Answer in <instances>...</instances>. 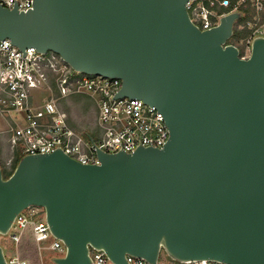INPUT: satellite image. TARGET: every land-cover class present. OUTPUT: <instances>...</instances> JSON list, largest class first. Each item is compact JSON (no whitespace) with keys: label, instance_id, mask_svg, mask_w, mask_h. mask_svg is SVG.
<instances>
[{"label":"water","instance_id":"water-1","mask_svg":"<svg viewBox=\"0 0 264 264\" xmlns=\"http://www.w3.org/2000/svg\"><path fill=\"white\" fill-rule=\"evenodd\" d=\"M187 1L0 6V39L121 78L118 96L155 105L170 129L163 148L99 150V163L57 150L23 156L6 179L0 168V232L35 205L67 247L56 264H92L90 246L114 264L127 254L159 264L162 249L183 262L264 264V38L242 58L228 43L240 14L201 30Z\"/></svg>","mask_w":264,"mask_h":264},{"label":"built area","instance_id":"built-area-1","mask_svg":"<svg viewBox=\"0 0 264 264\" xmlns=\"http://www.w3.org/2000/svg\"><path fill=\"white\" fill-rule=\"evenodd\" d=\"M35 0H0V6L27 12ZM250 3L257 16L249 21L251 33L240 40V56L249 58L256 38H264V0H188L186 7L191 20L201 29L217 26V7L237 12ZM228 12V13H229ZM122 79L75 69L60 54L36 47L21 49L11 39H0V115L8 123L13 151L23 156L62 150L85 163H99L98 151L131 153L140 147L163 148L170 139V129L164 114L139 98L119 97ZM87 94L95 102L96 118L89 132L73 127L63 101L70 96ZM31 229L37 245L54 240L51 250L66 253L64 241L56 237L47 221L43 207L29 206L20 211L7 234L19 245L25 231ZM92 264H114L103 248L90 246ZM5 255V254H4ZM63 256V255H62ZM7 264H30L20 252L5 256ZM129 264H151L144 257L127 254ZM161 264V260H158ZM187 264H229L204 259Z\"/></svg>","mask_w":264,"mask_h":264},{"label":"rangeland","instance_id":"rangeland-1","mask_svg":"<svg viewBox=\"0 0 264 264\" xmlns=\"http://www.w3.org/2000/svg\"><path fill=\"white\" fill-rule=\"evenodd\" d=\"M63 108L69 112V115L76 128L89 132L95 122L96 107L94 100L87 94H77L70 96L63 101ZM8 123L0 115V159L9 169L13 162L15 152L9 140ZM54 240V237L42 243V248L35 243L25 244L23 240L19 245L12 242L5 232H0V246L3 249L5 256H9L16 252H20L23 257H26L30 264H56L55 259L64 255V253L56 250H51L48 246ZM163 258L161 264H182L181 260L173 257L165 249H162ZM41 257V259H40Z\"/></svg>","mask_w":264,"mask_h":264},{"label":"trees","instance_id":"trees-1","mask_svg":"<svg viewBox=\"0 0 264 264\" xmlns=\"http://www.w3.org/2000/svg\"><path fill=\"white\" fill-rule=\"evenodd\" d=\"M216 9H217V13L219 15H221L223 13H228L232 8H223V7L219 6ZM237 12L240 14V16L236 19V21L234 23L233 35L230 38V40L228 41L229 44H234V45H238L241 39L246 38L251 33L252 29L248 25V22L253 21L254 18L257 16V12H256L255 8L250 3L243 5L240 9L237 10ZM259 16L261 18V21H263L264 20V11L261 12L259 14ZM241 52H242V49H240V53ZM69 120H70L72 126L76 127L73 124L71 117L69 118ZM22 157H23V155L18 150H16L14 158H13V162H12L11 167L9 169L5 166V164H3V162L0 159V168L3 171V176L5 179L9 178L14 173V171H15L19 161L22 159ZM161 259H164L162 252L160 253V257H159V260H161ZM180 263L187 264L183 261Z\"/></svg>","mask_w":264,"mask_h":264},{"label":"crops","instance_id":"crops-1","mask_svg":"<svg viewBox=\"0 0 264 264\" xmlns=\"http://www.w3.org/2000/svg\"><path fill=\"white\" fill-rule=\"evenodd\" d=\"M22 240H23V243H25V244H30V243L33 242L36 245V242H35V240L33 238L31 229H28V230L25 231V234H24ZM40 259H41V257H40ZM41 264H43L42 260H41Z\"/></svg>","mask_w":264,"mask_h":264}]
</instances>
